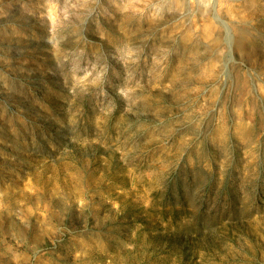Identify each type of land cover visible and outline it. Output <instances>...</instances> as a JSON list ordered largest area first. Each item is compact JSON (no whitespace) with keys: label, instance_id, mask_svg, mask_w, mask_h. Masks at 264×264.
<instances>
[{"label":"rangeland","instance_id":"1","mask_svg":"<svg viewBox=\"0 0 264 264\" xmlns=\"http://www.w3.org/2000/svg\"><path fill=\"white\" fill-rule=\"evenodd\" d=\"M0 264H264V0H0Z\"/></svg>","mask_w":264,"mask_h":264}]
</instances>
